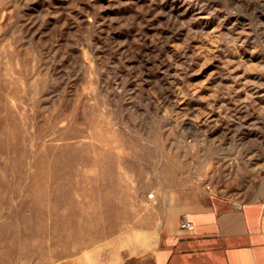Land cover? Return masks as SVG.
Returning <instances> with one entry per match:
<instances>
[{
	"label": "rangeland",
	"instance_id": "rangeland-1",
	"mask_svg": "<svg viewBox=\"0 0 264 264\" xmlns=\"http://www.w3.org/2000/svg\"><path fill=\"white\" fill-rule=\"evenodd\" d=\"M180 178L264 194V0H0V264H116Z\"/></svg>",
	"mask_w": 264,
	"mask_h": 264
},
{
	"label": "crops",
	"instance_id": "crops-1",
	"mask_svg": "<svg viewBox=\"0 0 264 264\" xmlns=\"http://www.w3.org/2000/svg\"><path fill=\"white\" fill-rule=\"evenodd\" d=\"M228 186L208 190L189 178L169 182L160 237L132 240L127 246L133 254L116 264H264V194L247 199L252 197ZM182 214L192 231L181 228Z\"/></svg>",
	"mask_w": 264,
	"mask_h": 264
},
{
	"label": "bare ground",
	"instance_id": "bare-ground-1",
	"mask_svg": "<svg viewBox=\"0 0 264 264\" xmlns=\"http://www.w3.org/2000/svg\"><path fill=\"white\" fill-rule=\"evenodd\" d=\"M71 163H74V162H70V164ZM88 163H90V162H86V164H88ZM72 174H73V171H71V170H68L64 174L63 173H59V177L62 176V178L63 177L68 178V181L70 182L69 183V189H68L69 191H74V192L77 191V192H81V193L83 192L84 194H86L89 191H94L95 190L96 184H94L92 182L90 183L89 186H85L84 184L80 183L81 179H85V177H83L84 174H78L80 176V178H77V177L71 178ZM59 177H57V179ZM50 184H52V186H53V190L49 192L50 195L53 192L55 194H60V192H62V191H64L66 189L65 186H64V183L55 182V184H54V182H51ZM38 205L42 206L40 204V202H38Z\"/></svg>",
	"mask_w": 264,
	"mask_h": 264
},
{
	"label": "built area",
	"instance_id": "built-area-1",
	"mask_svg": "<svg viewBox=\"0 0 264 264\" xmlns=\"http://www.w3.org/2000/svg\"><path fill=\"white\" fill-rule=\"evenodd\" d=\"M207 189H210L209 187H207ZM154 197L153 194H149V198L152 199ZM181 228L188 230V231H192L194 229V225L193 223L189 220L188 216L184 215L182 217L181 220Z\"/></svg>",
	"mask_w": 264,
	"mask_h": 264
}]
</instances>
